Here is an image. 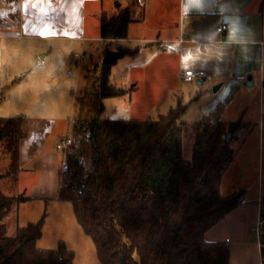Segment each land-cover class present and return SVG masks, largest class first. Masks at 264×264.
Returning a JSON list of instances; mask_svg holds the SVG:
<instances>
[{
	"label": "crops",
	"instance_id": "crops-1",
	"mask_svg": "<svg viewBox=\"0 0 264 264\" xmlns=\"http://www.w3.org/2000/svg\"><path fill=\"white\" fill-rule=\"evenodd\" d=\"M118 1L128 2L0 0V97L7 92L4 102L0 99V116L26 117L18 188L8 194L0 191L11 197L23 193L26 203L64 202L59 191L65 153L60 155L58 144L70 136L67 128L61 129L58 91L50 93L53 102L46 97L48 90L64 89L66 60L78 55L100 63L108 45L116 44V49L138 48L134 57L149 52L154 61L160 57L155 48H163V56L174 60L181 83L208 82L212 90L221 84L207 96L200 121H224L238 128L231 144L235 158L223 175L221 191L245 194L239 207L206 233V240L226 244L232 264L235 253L250 248L254 264H262L258 244L250 240L264 200V0H143L134 11L136 21L129 26L128 38L104 40L101 17L118 14L113 8ZM223 25L227 28L220 32ZM188 70L207 77L202 84L203 79L185 82L181 73ZM251 147L259 159L254 168L259 178L257 187L252 183L246 188L238 178L249 172L244 159ZM248 189L254 190L253 196Z\"/></svg>",
	"mask_w": 264,
	"mask_h": 264
},
{
	"label": "trees",
	"instance_id": "trees-1",
	"mask_svg": "<svg viewBox=\"0 0 264 264\" xmlns=\"http://www.w3.org/2000/svg\"><path fill=\"white\" fill-rule=\"evenodd\" d=\"M135 21L130 7L113 16L104 13L101 38L127 39ZM138 51L123 45L106 50L93 81L85 77L89 89L75 101L77 146L64 152L59 199L73 205L101 264H232L230 248L207 241L206 233L235 211L245 194L221 191L223 175L235 158V135L230 143L226 137L237 126L187 122L184 105L157 121L103 119L104 100L131 90L111 83L113 68ZM25 118L0 117V152L9 162L0 180L17 181ZM192 130L195 142L187 159L184 136ZM27 201L0 191V264H74L75 254L64 242L56 250L37 247L47 211L38 222L8 234L4 219L16 202ZM262 208L264 219V200Z\"/></svg>",
	"mask_w": 264,
	"mask_h": 264
},
{
	"label": "rangeland",
	"instance_id": "rangeland-1",
	"mask_svg": "<svg viewBox=\"0 0 264 264\" xmlns=\"http://www.w3.org/2000/svg\"><path fill=\"white\" fill-rule=\"evenodd\" d=\"M142 5L143 0L118 1L113 8L115 11H120L130 7L134 12L141 8ZM116 47V44L108 45L111 51H115ZM162 49L155 48L154 54L160 57L154 61L150 60V53L145 51L148 52L146 55H139L134 58L127 57L124 61L118 62L119 65L112 70L111 83L117 87L131 90L124 97L104 100L105 111L101 115L103 119L116 120L125 118L157 121L161 116L168 115L172 108L182 104L187 107L183 117L185 121L196 123L201 120V112L207 103L208 95L211 96L214 92L212 86L209 87L208 82L198 85L195 81L194 84L196 85L193 86L181 83L175 77L174 60L172 57L166 59L167 57L163 56ZM65 64L64 89L48 90L46 101L53 102L52 99H55V96L51 98L50 93L58 91V102L61 104L59 108V115L62 118L61 129L66 131L67 128V136L69 135L70 137L65 140H71L72 142L66 151L69 152L74 151L77 146L73 126L76 114L75 101L89 89L85 77L89 78L88 81H93L96 74L95 66L99 63L91 62L87 59L83 60L76 55L66 60ZM133 66L142 68V70L134 69ZM4 91V96L0 97L2 101L7 93L6 90ZM194 142V130L188 131L184 136L183 145V154L187 159L191 158ZM59 153L62 155L63 151L59 150ZM258 161V156L257 154L255 155L254 148H252L247 160L244 159V162L249 163V167L247 166L249 172L243 178H238L241 185H243L242 187H253L252 183H256L257 187L259 173L254 168L258 166ZM8 165V160L0 152V174L4 173ZM16 182L3 178L0 180V190L5 191L7 194L14 190L16 191L18 188ZM253 191L249 190V192H252L249 196H253ZM22 194H17V196ZM46 211L48 213L47 224L43 230L42 238L37 242L38 248L56 250L60 242H65L68 249L75 254L74 264H101L96 247L92 239L84 233L78 224L73 205L70 202L50 201L49 204L44 201H35L33 203L16 202L13 211L4 219L8 234L14 235L19 227L38 222ZM250 242L257 247V236L254 231H252ZM253 252V248H250L235 253L233 264H254Z\"/></svg>",
	"mask_w": 264,
	"mask_h": 264
},
{
	"label": "built area",
	"instance_id": "built-area-1",
	"mask_svg": "<svg viewBox=\"0 0 264 264\" xmlns=\"http://www.w3.org/2000/svg\"><path fill=\"white\" fill-rule=\"evenodd\" d=\"M226 28H227V26L223 25L219 28V31L224 32ZM206 77H207L206 73L202 72V71L188 70V71L181 73V78L185 82H194L196 80H202ZM71 143H72L71 140H62L58 144V149L63 151V152H66L67 149L69 148V146L71 145ZM262 210H263V208H260L257 223H256V226L253 229V231L256 233V236H257V244H258V248H259V252H260V256H261V261H262L261 263L264 264V241H263L264 219L261 215Z\"/></svg>",
	"mask_w": 264,
	"mask_h": 264
},
{
	"label": "water",
	"instance_id": "water-1",
	"mask_svg": "<svg viewBox=\"0 0 264 264\" xmlns=\"http://www.w3.org/2000/svg\"><path fill=\"white\" fill-rule=\"evenodd\" d=\"M204 81H205V79H203L202 81H200L199 84H202ZM220 87H221V84L215 86L214 89H213L214 92L216 93V92L220 89ZM236 129H237V128L234 127V128H232V129L229 131V133H228V135H227V137H226V142H227V143H230V142L233 140L234 135H235V132H236Z\"/></svg>",
	"mask_w": 264,
	"mask_h": 264
}]
</instances>
